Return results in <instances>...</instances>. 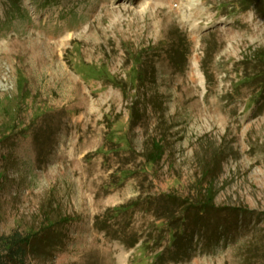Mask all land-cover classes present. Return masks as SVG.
I'll return each mask as SVG.
<instances>
[{"label":"rangeland","instance_id":"1","mask_svg":"<svg viewBox=\"0 0 264 264\" xmlns=\"http://www.w3.org/2000/svg\"><path fill=\"white\" fill-rule=\"evenodd\" d=\"M250 4L0 0L4 261L155 264L167 241L141 247L158 234L148 202L209 188L215 212L166 264H264V78L252 80L264 0ZM136 199L109 231L95 226ZM16 232L37 236L23 262L2 244ZM131 234L143 237L133 248Z\"/></svg>","mask_w":264,"mask_h":264},{"label":"trees","instance_id":"2","mask_svg":"<svg viewBox=\"0 0 264 264\" xmlns=\"http://www.w3.org/2000/svg\"><path fill=\"white\" fill-rule=\"evenodd\" d=\"M255 2H257V0H251V4ZM255 55L260 63V66H257L260 75L253 77V81L257 78H264V49L258 50ZM173 59L174 61L177 60L180 62L178 56H174ZM136 60L139 61L138 64L143 62L141 58ZM147 72L146 69H138L136 73L137 80L143 83ZM258 96L264 97V90H260ZM132 108L133 116L138 117V109H136L135 106ZM126 145L129 146V144ZM161 154V146L156 144L155 152L149 157V160L158 161ZM208 172L212 174L214 169H210ZM210 192L211 189L208 188L206 193L198 198H181L176 194H161L155 198V202H148V205H153V213L155 217L154 225L158 230V234L156 236L150 234V237L143 240L142 243L144 246L141 247L146 249L149 244L154 243L156 244V247L159 246L160 248L163 241H167L165 248L156 253L155 264H166L170 261L176 262L179 261V259H182L183 256L188 255L187 252L192 247V238L199 235V232L190 229V222L194 221L195 223H199L207 214L215 212L213 203L214 198L211 196ZM147 199H150V197ZM141 203V200L136 199L126 204H121L108 209L101 217H97L95 220V226L100 230L109 231L110 227L115 223V219L136 209ZM35 235L36 233L32 232L23 236L16 232L11 236L2 237V244L7 251L6 257H8L10 261L16 262L18 260L23 262V257L26 253V246L31 245L34 242L35 237H37ZM142 238L143 237H138L136 234H131L126 237L125 242L128 247L133 248ZM0 264H8L3 260L2 255H0Z\"/></svg>","mask_w":264,"mask_h":264}]
</instances>
